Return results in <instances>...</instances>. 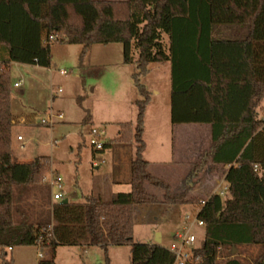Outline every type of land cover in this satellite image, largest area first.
Masks as SVG:
<instances>
[{
    "label": "trees",
    "instance_id": "1",
    "mask_svg": "<svg viewBox=\"0 0 264 264\" xmlns=\"http://www.w3.org/2000/svg\"><path fill=\"white\" fill-rule=\"evenodd\" d=\"M51 42L82 45L81 61L95 44L121 43L124 63L136 64V121L120 123L116 139L135 147L131 189L110 201L88 194L83 202H52L49 220L30 221L16 218L14 187L41 183L51 161L14 155L10 64L49 67ZM168 62L171 123L210 128L209 146L190 164L189 176L205 169L218 174L228 184L224 197L215 192L202 200L191 186L174 190L150 172L144 135L151 96L142 78L152 63ZM262 109L264 0H0V264H14L9 251L18 246L42 249L37 264H57V249L65 245L100 246L111 264L109 247L123 244L131 245L130 264H174L162 244L134 243L136 206L158 203L200 206L204 239L195 264H264ZM91 119L88 112L83 122ZM112 145L104 142L103 150ZM250 248L255 252L242 257Z\"/></svg>",
    "mask_w": 264,
    "mask_h": 264
},
{
    "label": "rangeland",
    "instance_id": "2",
    "mask_svg": "<svg viewBox=\"0 0 264 264\" xmlns=\"http://www.w3.org/2000/svg\"><path fill=\"white\" fill-rule=\"evenodd\" d=\"M81 52L82 45L51 42L49 67L10 64L14 155L19 161H29L42 155L50 158V167L45 175L54 171L60 175L63 184L64 198L55 202L65 199L83 202L88 194L110 201L114 193L131 189L129 165L135 147L118 143L116 139L120 123L136 121V101L141 99L133 80L137 66L124 63V46L121 43L95 44L82 61ZM61 69L67 74H61ZM171 70L169 62L152 63L150 72L142 78L151 96L145 122L147 147L144 156L150 162L152 174L168 181L174 190L191 186V194L204 200L225 185H220L218 174L209 169L195 177L189 176L190 164L200 159L203 150L209 146L210 128L199 124L171 123ZM19 80H23V84L16 88L14 83ZM59 88L61 92H58ZM88 112L92 119L84 123ZM259 113L263 115L264 109ZM61 114L62 118L59 117ZM50 115L53 124H42L41 120ZM93 129L104 130L101 141H111L113 145L96 150L89 137ZM18 136L23 140H18ZM95 161L98 165H94ZM147 187L162 197L160 189ZM14 199L16 218L26 216L30 221L42 222L50 219L54 201L50 187L43 180L39 184L15 186ZM199 208L197 204L136 206L134 243H156L160 233L163 235L160 244L170 247L177 242L176 233L183 228L186 215L193 222ZM193 232L198 246L204 239V229L195 226ZM253 252L255 249L250 248L241 254L246 257ZM9 254L14 264H37L44 252L36 246H18ZM108 256L111 264H130L131 245H112ZM56 262L105 264V253L96 245L59 246Z\"/></svg>",
    "mask_w": 264,
    "mask_h": 264
},
{
    "label": "built area",
    "instance_id": "3",
    "mask_svg": "<svg viewBox=\"0 0 264 264\" xmlns=\"http://www.w3.org/2000/svg\"><path fill=\"white\" fill-rule=\"evenodd\" d=\"M61 74H67V71L64 69L60 70ZM23 84V80H19L14 83L16 88L21 87ZM58 92H61V88H59ZM62 118V114L59 115ZM264 120V114H263ZM42 124H53L52 116H48L46 119L41 120ZM105 135V131H98L97 129H93L89 135L90 142L96 150H102L104 148V142L101 141V137ZM18 140L22 141V137L18 136ZM25 143H23V146ZM94 165H98L95 161ZM43 181L50 187L52 191V200L59 201L64 198L63 193V184L62 178L60 175L54 171H51L48 175L43 177ZM228 189V184L224 186L223 189H220L218 192L222 197L226 196ZM205 204V201H202V205ZM190 216L186 215V219L183 225V228L176 233L177 242L172 243L170 247H168L169 251L172 252L175 256L174 264H195L201 261V257L195 255V249L197 248V236L193 232V228L195 226L202 227L203 222L200 221L197 216L193 222H190ZM42 257V256H41Z\"/></svg>",
    "mask_w": 264,
    "mask_h": 264
},
{
    "label": "crops",
    "instance_id": "4",
    "mask_svg": "<svg viewBox=\"0 0 264 264\" xmlns=\"http://www.w3.org/2000/svg\"><path fill=\"white\" fill-rule=\"evenodd\" d=\"M12 64H18V63H12ZM33 66H37L38 67V65H33ZM39 67H41V66H39ZM14 121V120H13ZM42 156H44V155H42ZM98 168V167H97ZM221 179V178H220ZM222 183H224V185H226V182L224 181V179L222 178L221 179V184L220 185H222ZM160 238H161V241L163 240V235L161 234L160 235ZM37 247V246H36ZM100 247V246H99ZM14 249V248H13ZM13 249L11 250V251H13ZM56 258H57V253H56ZM39 261V260H38ZM38 261H37V263H38Z\"/></svg>",
    "mask_w": 264,
    "mask_h": 264
},
{
    "label": "water",
    "instance_id": "5",
    "mask_svg": "<svg viewBox=\"0 0 264 264\" xmlns=\"http://www.w3.org/2000/svg\"><path fill=\"white\" fill-rule=\"evenodd\" d=\"M62 202H63V203H67V202H68V200H67V199H65V200H63ZM160 235H161L160 233H158V234H157V236H158V238H157V240H156V243H157V244H160V243H161V238H160Z\"/></svg>",
    "mask_w": 264,
    "mask_h": 264
}]
</instances>
